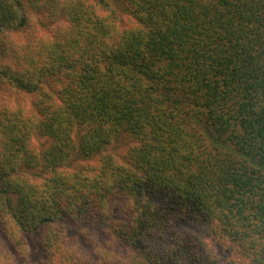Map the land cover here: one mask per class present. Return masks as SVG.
<instances>
[{"label": "trees", "instance_id": "1", "mask_svg": "<svg viewBox=\"0 0 264 264\" xmlns=\"http://www.w3.org/2000/svg\"><path fill=\"white\" fill-rule=\"evenodd\" d=\"M92 2L66 4L41 73L3 74L45 102L1 113L0 240L9 223L24 246L0 264H215L217 240L264 264V0H120L121 31ZM22 8L0 0V33L26 26Z\"/></svg>", "mask_w": 264, "mask_h": 264}, {"label": "rangeland", "instance_id": "2", "mask_svg": "<svg viewBox=\"0 0 264 264\" xmlns=\"http://www.w3.org/2000/svg\"><path fill=\"white\" fill-rule=\"evenodd\" d=\"M78 1H80L79 6L77 9H74L80 13H83L82 8L85 5L90 6L93 3L92 0H22V10L27 18L26 26L16 31L5 29V31L0 33V122L2 120L1 113L12 116L19 114V117L23 119L38 117L35 105L45 102L41 91L21 90L16 87L13 80L4 78L3 74H9V71H12L18 77L28 78L32 77L33 73H41L43 66L47 63L45 60L47 51L45 44L69 28L71 23L66 14V4ZM104 1L102 5L94 6L100 18L113 20L115 17L119 31L123 30L125 26L131 27L135 24V21L124 11V4L120 3V0ZM110 11H114V14H111ZM47 76L48 74L45 75V77ZM48 88L51 89H45L55 99V93L59 88V81L56 80V76L50 79ZM45 140L33 134L30 144L38 152L40 151L38 148ZM134 144L131 138H123L119 145L120 148L118 151L116 149V151L119 154L125 155L128 148ZM4 226L10 232L9 236L12 241L9 243L7 240H0V247L4 250H10L12 247H21L22 243L20 238H22V235L16 227H12L9 223L4 224ZM172 227L171 230L177 233L185 231L192 234V228L195 227V223L188 222L186 227L182 229L181 226H174V224H172ZM90 231L88 233H91ZM91 236L94 239H98V241H104L106 239V237H99L96 232ZM153 240V249L163 255L162 249L164 246L168 247L173 242V235L171 239V234L165 232V229H161L155 233ZM26 241H28L27 243H29L28 246L30 249H32L31 241L36 242L31 238L26 239L25 243ZM209 247L211 250L213 248L211 256L213 255L212 257L217 256L219 258L215 264H228L229 260H233V263L230 264L246 263V260L241 255L236 254L235 250L230 248L229 242L227 244L224 240H217L216 243L209 245ZM84 251L83 249L81 250V252L86 253ZM234 261L237 263H234Z\"/></svg>", "mask_w": 264, "mask_h": 264}]
</instances>
